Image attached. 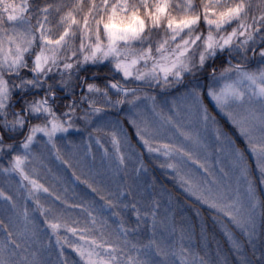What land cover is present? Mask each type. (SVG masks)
I'll return each mask as SVG.
<instances>
[{"label": "snow or ice", "instance_id": "1", "mask_svg": "<svg viewBox=\"0 0 264 264\" xmlns=\"http://www.w3.org/2000/svg\"><path fill=\"white\" fill-rule=\"evenodd\" d=\"M262 45L264 0H0V152L10 156L0 173L17 177L0 187V264H51L53 249L54 264H229L201 255L158 201L141 211L145 157L207 207L235 264H264V251L244 252L253 244L254 257L264 238L253 174L264 184ZM84 132L73 163L57 141L78 148L65 138ZM93 142L111 145L101 171L88 163Z\"/></svg>", "mask_w": 264, "mask_h": 264}, {"label": "trees", "instance_id": "2", "mask_svg": "<svg viewBox=\"0 0 264 264\" xmlns=\"http://www.w3.org/2000/svg\"><path fill=\"white\" fill-rule=\"evenodd\" d=\"M257 51H258V48H257ZM249 55H251V52H249ZM105 71H106L105 68H92L89 71L88 75H91L92 72H98L100 74H103ZM112 113L114 114L115 110H112ZM129 131L131 132L132 130L130 129ZM81 136L84 137L85 142L88 141L87 132H84L83 135L76 133L75 135L68 136L65 139L66 140L68 139L76 140L77 138ZM19 139H21V137L14 135L11 140H8L6 142L10 143L12 142V140L18 141ZM59 145H63V142L58 140L57 146L59 147ZM9 159H10V156L6 154V152H0V166L6 167L8 165L7 162ZM144 159H145L146 164H148L149 170L147 174H144V173L140 174V177L142 178L141 183L142 185L144 184L145 189L149 190V199L155 197L158 199L157 200L158 202H161L163 206V210H162V214H159V215L162 218L165 216L171 217L174 223L176 224L177 228H179L181 223H183V225L186 228H190L191 234L193 237V247L197 251H199L201 255H204V253L207 252L211 257L213 258L216 257L217 256V246L219 245L220 252H219L218 257L220 258L222 257L226 259L229 262V264H235L236 254L230 251L229 243L226 241L219 227L214 224L213 220L211 219L212 213L207 209V207L201 204L198 205L196 201L193 200V198H189L182 190H180L172 182V178H170L171 180H169L160 171H156L157 167H153L151 165V162L150 164L147 162V157H145ZM3 177H5V174L0 173V183L1 181L5 182ZM1 186L3 187L2 183L0 187ZM168 195L171 197V201H169V199L165 197ZM258 195H261V194H258ZM70 202L78 203L79 201L77 199H71ZM129 202H135V201H132L130 199ZM144 210L145 209L141 211H144ZM164 210L165 212L163 213ZM197 212L200 213L199 216L196 214ZM124 215H125L126 220L128 221L127 226L130 228L134 227L137 222L134 212L129 210L126 213H124ZM202 221H203V229H204L203 235H201V222ZM150 234H151V229H150V221H149L148 227H145L144 225L141 226V229L139 230V233H138V238L140 241L146 242L148 239H150L149 238ZM178 234L179 233L177 232V235ZM253 243L255 245V256L253 257V244L246 243L244 252L250 258H253L254 260H259L261 251H264V238H261L258 235L253 241ZM187 246L188 245L186 244V247ZM73 251L74 250L68 249L67 246H65V258L69 262L72 261L73 259H76ZM52 256H54L55 260H57V250L56 249L51 250L50 261L51 259H53Z\"/></svg>", "mask_w": 264, "mask_h": 264}, {"label": "rangeland", "instance_id": "3", "mask_svg": "<svg viewBox=\"0 0 264 264\" xmlns=\"http://www.w3.org/2000/svg\"><path fill=\"white\" fill-rule=\"evenodd\" d=\"M257 59H258V57H257ZM249 66L250 67H256L257 65L255 63V60ZM38 139H39V136H38ZM70 140H73L75 144L80 145V141L81 140L84 141V137L81 136V137L77 138L76 140H74V139H70ZM134 142H135V138H133V143ZM59 147H61L62 152H66L67 153V152L71 151V152H74L75 153V155L71 157V162H73V163L75 162L76 159H79V158H81L83 156V152L85 150L83 145H80V147H78V148H72V149L66 148L63 145H59ZM105 147H107L109 149V151L111 152L112 149H111V145L109 143L106 144V142H105V143H102V145H97L95 142H93L92 145H91V152H90V155L88 157V163L93 168L94 171H101V170L106 169L108 167V159L106 157H104V148ZM40 150L41 149H40L39 146H37V147H35L33 149V151H40ZM93 156L95 157V160L94 161L92 160V157ZM65 159H69V156L66 155L65 156ZM147 162L150 164L151 161L148 160V158H147ZM252 162H253V165H254V159H253ZM151 165L153 167H157L152 162H151ZM49 166L53 168V171H57V162H54L53 161V162H51L49 164ZM37 167H39V165ZM65 167L66 166H62L59 169V171L61 173H64V168ZM129 167L131 168V165ZM71 171H72V169H67V172L64 173V174L67 175V176H71ZM156 171H160L165 177H167L169 180H171L170 178H172L171 177L172 174L170 172H165V171L159 169L158 167H157V170ZM78 174H79V172H78ZM253 174H254V176L257 177V193L258 194H261V195H264V192H262V190H264V184H260L259 183V172H258V170H254ZM6 176L7 175L5 174V177H3V179L5 181H8L9 179L15 181L17 179V177H9V176L6 177ZM37 178L38 179H41L42 182H45V180H47L49 183L51 182V177L50 176L45 177V173H44V170L43 169H41L40 176H38ZM82 179H84V177H82ZM141 180H142V178L139 177L138 183H139L140 187L137 189V200H139V201H141L143 203L144 202H150L152 200H156L157 201L158 199L155 198V197L149 199V190L148 189H145V186H144V184L142 185ZM1 183H2L3 187L5 188V190H8V187H7L6 183L5 182H2V181H1ZM1 183H0V185H1ZM63 186H67L69 188L68 196L69 197L72 196V185H71V183L70 182H66V185H58V187H60L61 190H62ZM85 188H86L85 185H83L81 183H77V185L75 187V191L77 193L83 194ZM165 191H167V190H165ZM165 197L167 199H169L170 196L168 195V196H165ZM130 199H131V197H129V200ZM193 200H195V198H193ZM169 201H171V199H169ZM143 203L138 204L139 207H142L141 210L145 209L142 206ZM159 203H160L159 214H162L163 206H162L161 202H159ZM196 203L198 205H200V203H198L197 201H196ZM164 212H165V210L163 211V213ZM150 229H151V227H150ZM158 235H159V230H158ZM149 236H150L149 238H151V234ZM42 239L46 240L47 237H42ZM185 247H186V245H185ZM73 253H74V255H75L76 259H77L78 257H77V255L75 254L74 251H73ZM52 258L53 259H51V264H54V262L56 260H55V257L54 256H52ZM214 258L219 259L220 257L216 256Z\"/></svg>", "mask_w": 264, "mask_h": 264}]
</instances>
